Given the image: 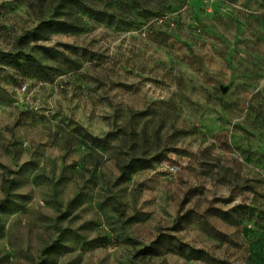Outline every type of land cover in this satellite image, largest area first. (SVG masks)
<instances>
[{"label": "rangeland", "instance_id": "obj_1", "mask_svg": "<svg viewBox=\"0 0 264 264\" xmlns=\"http://www.w3.org/2000/svg\"><path fill=\"white\" fill-rule=\"evenodd\" d=\"M0 51V264H264V0H0Z\"/></svg>", "mask_w": 264, "mask_h": 264}, {"label": "trees", "instance_id": "obj_2", "mask_svg": "<svg viewBox=\"0 0 264 264\" xmlns=\"http://www.w3.org/2000/svg\"><path fill=\"white\" fill-rule=\"evenodd\" d=\"M81 10H85L87 13H92V9L86 4H80ZM43 30H47L50 32H72L78 30V27L68 21L58 20V19H50L45 20L41 23L39 27H37L34 31L37 36H40ZM41 48V47H40ZM23 54V53H21ZM0 59L8 65H12L17 68H23L22 56L16 55L14 56L11 53H6L0 51ZM27 61L31 62L32 59H28ZM74 133L83 143L86 145H92L100 148H105L109 150H114L116 146L110 140L111 135L103 138L99 136H95L87 131L84 127L77 125L74 129ZM119 158V168L123 172V176H129L134 173L137 168L148 169L152 166L153 161L148 158H133L128 163L122 162L120 159V154H117Z\"/></svg>", "mask_w": 264, "mask_h": 264}, {"label": "built area", "instance_id": "obj_3", "mask_svg": "<svg viewBox=\"0 0 264 264\" xmlns=\"http://www.w3.org/2000/svg\"><path fill=\"white\" fill-rule=\"evenodd\" d=\"M168 168L173 174L178 172V167L176 165L168 164Z\"/></svg>", "mask_w": 264, "mask_h": 264}]
</instances>
